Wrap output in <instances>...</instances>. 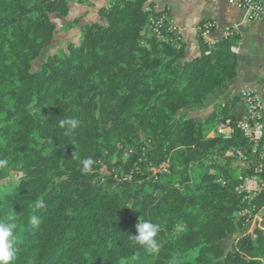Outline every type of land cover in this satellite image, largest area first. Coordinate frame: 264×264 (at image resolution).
Listing matches in <instances>:
<instances>
[{
  "label": "trees",
  "instance_id": "1",
  "mask_svg": "<svg viewBox=\"0 0 264 264\" xmlns=\"http://www.w3.org/2000/svg\"><path fill=\"white\" fill-rule=\"evenodd\" d=\"M85 2L0 0V158L9 160L0 219L17 216L14 264H264V192L238 190L255 164L226 154L246 141L208 136L238 95L204 118L188 114L235 80L238 31L209 42L210 21L199 22V53L187 59L169 11L151 0H109L99 20L81 26L80 17L53 21ZM65 118L81 121L67 136ZM41 196L47 207L33 230ZM144 220L159 225L158 254L130 239Z\"/></svg>",
  "mask_w": 264,
  "mask_h": 264
},
{
  "label": "crops",
  "instance_id": "2",
  "mask_svg": "<svg viewBox=\"0 0 264 264\" xmlns=\"http://www.w3.org/2000/svg\"><path fill=\"white\" fill-rule=\"evenodd\" d=\"M109 0H86L74 3L65 21L80 17L78 26L97 21V10L107 5ZM154 8L167 9L173 25L185 43L186 58L199 53L196 40V27L199 22L208 20L213 24L209 34L211 41L223 38L235 26L241 41L238 45V68L235 80L226 90H217L206 102L199 106L200 111L209 112L215 103H223L235 96L241 89L264 90V18L246 21L244 12L226 0H151ZM264 2V0H263ZM72 38L77 35L78 27L71 29ZM264 212V208L262 209Z\"/></svg>",
  "mask_w": 264,
  "mask_h": 264
},
{
  "label": "built area",
  "instance_id": "3",
  "mask_svg": "<svg viewBox=\"0 0 264 264\" xmlns=\"http://www.w3.org/2000/svg\"><path fill=\"white\" fill-rule=\"evenodd\" d=\"M228 3L240 8L246 21H257L264 18L263 0H226ZM210 26L205 24L204 37L209 39ZM235 29V26H232ZM229 31V30H228ZM232 52L238 51V45L231 46ZM238 104L232 109L229 117L221 119L214 130L223 140H230L236 134L246 141L248 148L231 147L226 154L233 157L241 166L248 167L254 162L256 176H247L242 179L238 190L253 196L264 192V177H260L264 167V90L241 89L238 92ZM213 134V135H214ZM256 160V161H255Z\"/></svg>",
  "mask_w": 264,
  "mask_h": 264
},
{
  "label": "clouds",
  "instance_id": "4",
  "mask_svg": "<svg viewBox=\"0 0 264 264\" xmlns=\"http://www.w3.org/2000/svg\"><path fill=\"white\" fill-rule=\"evenodd\" d=\"M81 121L77 118H65L59 121V126L65 129L64 135H71L72 132L80 125ZM94 163L92 158H87L83 161L85 170ZM9 165L7 158H0V169H5ZM47 205L43 196L36 199L31 206L32 214L29 218V224L32 229H38L42 223L39 211L46 209ZM17 216L7 214L3 219H0V264H14L17 259L18 237L15 235L17 229ZM136 235L130 236V239L140 246L144 247L150 254H158L160 251V243L156 239L159 225L150 221H138L135 225Z\"/></svg>",
  "mask_w": 264,
  "mask_h": 264
},
{
  "label": "rangeland",
  "instance_id": "5",
  "mask_svg": "<svg viewBox=\"0 0 264 264\" xmlns=\"http://www.w3.org/2000/svg\"><path fill=\"white\" fill-rule=\"evenodd\" d=\"M53 21L59 27H61L65 23L64 22L65 19H61V18L56 17V16L53 18ZM71 32H72L71 30L65 31V32H60L56 36V38H55L53 44L51 45V47L44 53V55L42 56L41 59L48 57L50 54H52V53L58 51L60 48L64 47L65 44H66V42L69 41L72 38V35H71L72 33ZM207 113L208 112H206V111H200L199 109H197V110L192 109V110H190L188 112L189 115H194L197 118H204ZM214 133H215V130L212 129L208 133V136H213ZM17 179H18V175L16 173H12L11 176H10V182H11V184L12 185L16 184L17 183ZM259 220H260V217L259 216H257V215L254 216L253 219H252V221L246 225L245 229L242 232H244V231L250 232L253 229V227L255 225V222L256 221L258 222ZM231 240H232V237L229 238V239H227V240H225L223 242V245L225 247H228L229 244H230V242H231Z\"/></svg>",
  "mask_w": 264,
  "mask_h": 264
},
{
  "label": "water",
  "instance_id": "6",
  "mask_svg": "<svg viewBox=\"0 0 264 264\" xmlns=\"http://www.w3.org/2000/svg\"><path fill=\"white\" fill-rule=\"evenodd\" d=\"M239 165H240V163L239 162H237Z\"/></svg>",
  "mask_w": 264,
  "mask_h": 264
}]
</instances>
